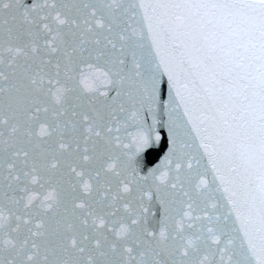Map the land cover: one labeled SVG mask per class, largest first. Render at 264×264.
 Masks as SVG:
<instances>
[{"label": "snow or ice", "instance_id": "1", "mask_svg": "<svg viewBox=\"0 0 264 264\" xmlns=\"http://www.w3.org/2000/svg\"><path fill=\"white\" fill-rule=\"evenodd\" d=\"M0 264H264V0H0Z\"/></svg>", "mask_w": 264, "mask_h": 264}, {"label": "water", "instance_id": "2", "mask_svg": "<svg viewBox=\"0 0 264 264\" xmlns=\"http://www.w3.org/2000/svg\"><path fill=\"white\" fill-rule=\"evenodd\" d=\"M25 2L30 4L31 0H25ZM166 148L167 144L165 141L160 143L158 146L154 145L153 147L147 149L140 156H138L137 161H139L143 165L142 171H147L148 168L154 167L166 151Z\"/></svg>", "mask_w": 264, "mask_h": 264}]
</instances>
